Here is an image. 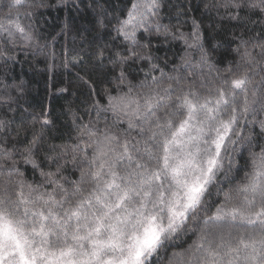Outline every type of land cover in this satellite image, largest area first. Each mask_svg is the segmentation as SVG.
<instances>
[{
    "label": "trees",
    "instance_id": "trees-1",
    "mask_svg": "<svg viewBox=\"0 0 264 264\" xmlns=\"http://www.w3.org/2000/svg\"><path fill=\"white\" fill-rule=\"evenodd\" d=\"M118 192L149 264H264V0H0V219L49 251Z\"/></svg>",
    "mask_w": 264,
    "mask_h": 264
},
{
    "label": "rangeland",
    "instance_id": "rangeland-1",
    "mask_svg": "<svg viewBox=\"0 0 264 264\" xmlns=\"http://www.w3.org/2000/svg\"><path fill=\"white\" fill-rule=\"evenodd\" d=\"M201 187V180L189 185L186 196H183L184 190L181 192L174 188L172 196L177 203V209H181L184 213L190 200L199 195ZM117 194L118 206L112 209V216L108 213L106 217L101 214V218L85 215L86 229L74 232L75 238L56 239L55 249L49 251H46L41 241L20 249L21 232L24 227L19 230L9 220L1 218L0 264H149L150 260L160 252L159 249L166 237L178 229L177 224L166 220L167 209L164 207L168 202L164 204L163 201L161 206L164 207H156L153 212L140 210L128 212L127 210L134 207L120 201L121 192ZM76 215L84 219L83 213ZM221 230L225 231V229ZM198 246L199 244L193 245L187 253L180 254V250L177 251L171 255L169 264H184V262L189 264L195 253H198ZM250 254L251 252L248 251V255Z\"/></svg>",
    "mask_w": 264,
    "mask_h": 264
}]
</instances>
